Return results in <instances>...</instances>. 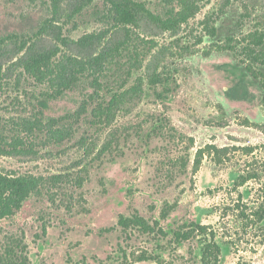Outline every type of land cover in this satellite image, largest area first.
<instances>
[{"label":"rangeland","instance_id":"374dc122","mask_svg":"<svg viewBox=\"0 0 264 264\" xmlns=\"http://www.w3.org/2000/svg\"><path fill=\"white\" fill-rule=\"evenodd\" d=\"M132 1L157 15L175 4ZM51 4L0 0V137L26 143L0 155V174L37 182L0 220V255L20 240L29 264H201L203 237L174 241L198 224L215 234L218 264H264V220L252 216L263 202V90L242 49L264 36V0L206 1L175 32L146 18L114 28L108 0H61L55 14ZM89 34L102 36L77 44ZM104 52L56 99L23 66L33 54L57 65ZM114 95L106 122L95 108ZM239 176L255 178L236 186ZM134 215L152 231L119 225Z\"/></svg>","mask_w":264,"mask_h":264},{"label":"trees","instance_id":"16d2710c","mask_svg":"<svg viewBox=\"0 0 264 264\" xmlns=\"http://www.w3.org/2000/svg\"><path fill=\"white\" fill-rule=\"evenodd\" d=\"M52 1L53 14L60 8L61 0ZM175 4L165 12L164 15H157L148 10L142 3L133 2L132 0H108L109 9L105 18L111 21L114 28H125L128 26L137 27L141 19H148L157 28L162 31L175 32L183 24L192 19L201 9V5L211 0H174ZM80 9V8H79ZM51 20L46 21L44 26H49ZM43 29V28H42ZM42 31V30H41ZM102 36V34H101ZM100 34L85 35L77 41V44L83 47H91L101 38ZM264 36L262 35L257 42H250L243 49V55L247 61L246 70L253 79L259 81L263 90L262 104L264 107ZM257 40V39H256ZM109 55L104 52L93 57L88 62H83L77 58L67 57L65 62L55 64L53 62L52 53L33 54L24 62L23 66L26 72L38 83H48L49 87L55 89V92L49 94V99H56L64 92L72 91L82 78L87 66L95 67L99 65L105 57ZM93 94L99 97L96 90ZM94 96L91 95L90 99ZM119 96L114 95L106 104L101 102L95 108L99 116H103L106 122L111 119L114 108L119 100ZM84 108V107H83ZM58 123L57 120H52ZM37 125V124H35ZM57 133L58 130L56 131ZM26 145L19 136L12 137L8 142L6 138L0 137V155H11L22 153V149ZM200 164L196 161V167ZM255 178L254 176H239L236 186L245 184L248 180ZM37 182L34 179L25 177H8L0 174V220L9 218L18 212L24 201L28 199L34 192ZM263 202L252 216L255 217L254 223H260L264 220V189L262 192ZM172 206H166L162 218L167 217ZM250 218L247 217L246 220ZM119 225L122 228H139L143 231H152L149 223L138 215L131 218L121 217ZM160 231V230H159ZM193 236L203 237V251L201 256V264H218L221 256V248L216 241L215 234L208 232L205 226L192 224L188 230H177L174 232V241L180 244L189 241ZM17 249V251H16ZM0 264H29L27 249L22 241L15 240L5 247L0 255Z\"/></svg>","mask_w":264,"mask_h":264}]
</instances>
